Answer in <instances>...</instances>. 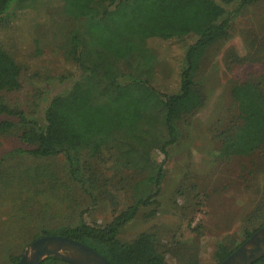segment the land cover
<instances>
[{
	"label": "rangeland",
	"instance_id": "rangeland-1",
	"mask_svg": "<svg viewBox=\"0 0 264 264\" xmlns=\"http://www.w3.org/2000/svg\"><path fill=\"white\" fill-rule=\"evenodd\" d=\"M0 19V44L22 68L20 89L0 92L7 106L41 120L51 101L58 98L68 107L83 97L72 89L77 67L64 55L70 34L79 27L65 16L63 0H32ZM263 36L264 0H259L231 23L225 35L206 47L194 75L202 97L200 107L177 123V137H171L175 140L166 153L151 149L163 168L160 191L122 228L114 243L101 247L103 256L120 261L127 247L145 238L142 256L156 255L164 264H217L219 244L234 252L247 241L246 230L264 226V146L251 156L220 157V136L240 124L233 85L250 78L253 70H264V62H244ZM196 40L188 36L147 41L155 58L153 85L163 94L179 92L186 54ZM18 143L15 135L0 138L5 183L0 186V264H7L12 254L22 256L31 244L20 245L7 238L16 191L22 190L26 197L32 194L34 183L45 181L38 187L40 203L26 210L41 213L42 227L55 232L84 222L110 224L134 204L133 189L148 175L149 169L113 163L117 158L109 159L112 151H104L101 160L88 161L86 174L99 178L98 200L94 201L69 175L64 154L10 156L8 152ZM14 171L21 173L7 184Z\"/></svg>",
	"mask_w": 264,
	"mask_h": 264
},
{
	"label": "trees",
	"instance_id": "trees-1",
	"mask_svg": "<svg viewBox=\"0 0 264 264\" xmlns=\"http://www.w3.org/2000/svg\"><path fill=\"white\" fill-rule=\"evenodd\" d=\"M31 1L0 0V18L12 8L27 7ZM257 2L259 0H63L65 16L79 27L70 34L64 55L77 67L72 89L83 97L68 107L58 98L51 101L41 120L7 106L0 98V118L3 119L0 138L17 136L21 145L12 146L8 152L12 157L48 158L64 154L69 175L94 201L98 200L99 178L86 174L88 161L101 160L104 151H112L109 159L117 158L113 163L123 162L132 169H149L148 175L133 189L134 204L110 224L99 226L84 222L55 232L42 227L44 216L41 213L26 210L40 203L38 187L45 181L34 183L32 194L26 197L22 190L16 191L15 200L23 202L13 199L7 238L28 245L42 236L63 235L100 254L103 245L114 243L122 228L160 191L164 173L151 154L152 147L166 153L175 140L171 137H177V123L202 103L194 75L206 47L216 37L225 35L231 23ZM188 36L197 40L187 51L179 92L165 95L153 85L155 58L147 41ZM244 62H264V36ZM251 74L250 78L233 85L232 96L240 124L230 134L220 136L221 158L251 156L264 146V70H253ZM21 75V66L0 44V92L20 89ZM1 170L2 160L0 186L3 187ZM19 173L11 172L7 184ZM255 231L246 230V238ZM146 243L147 239L142 238L127 247L120 261L105 256L113 264H135L139 260L140 264H164L156 255L142 256ZM232 252L233 249L219 244L215 251L216 263H221ZM20 258L12 254L7 264H17ZM40 264L70 263L47 257ZM256 264H264V257Z\"/></svg>",
	"mask_w": 264,
	"mask_h": 264
},
{
	"label": "water",
	"instance_id": "water-1",
	"mask_svg": "<svg viewBox=\"0 0 264 264\" xmlns=\"http://www.w3.org/2000/svg\"><path fill=\"white\" fill-rule=\"evenodd\" d=\"M57 257L70 264H113L92 247L63 235L33 241L17 264H40ZM264 257V226L219 264H255Z\"/></svg>",
	"mask_w": 264,
	"mask_h": 264
}]
</instances>
